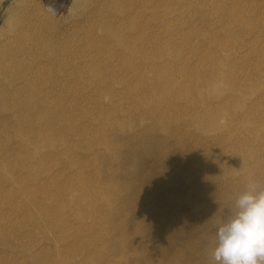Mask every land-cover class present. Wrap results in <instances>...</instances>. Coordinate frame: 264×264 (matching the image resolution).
Segmentation results:
<instances>
[{"label":"rangeland","instance_id":"rangeland-1","mask_svg":"<svg viewBox=\"0 0 264 264\" xmlns=\"http://www.w3.org/2000/svg\"><path fill=\"white\" fill-rule=\"evenodd\" d=\"M113 1L0 0V40L22 30L26 42L40 40L41 70L52 49L68 56L74 72L41 71L42 102L71 114L41 121L47 157L21 167L12 185L0 182L7 186L0 185V264H149L125 247L129 239L114 227L123 218L131 229L152 231L136 237L138 246L165 263L164 239L153 229L172 227V209L184 220L178 231L194 226L187 244L170 239L181 246L175 259L208 264L203 237L213 221L250 179L264 185V0L137 1L133 12L144 17L136 45L147 56L129 73L130 46L107 34L108 24L123 22L111 17L119 13ZM182 87L189 96L178 93ZM79 168L97 188L88 191ZM122 183L133 188L127 206ZM158 209L164 222H148ZM100 231L115 238L100 239Z\"/></svg>","mask_w":264,"mask_h":264},{"label":"bare ground","instance_id":"bare-ground-1","mask_svg":"<svg viewBox=\"0 0 264 264\" xmlns=\"http://www.w3.org/2000/svg\"><path fill=\"white\" fill-rule=\"evenodd\" d=\"M118 1L119 0H117V1L114 0L113 2L115 5H117L116 7L118 8L117 10H119V13H117L111 17H113L114 20H120L123 22L122 23L120 22L121 24L119 23V24H116L115 26H114V24H112V25L108 24L107 25V29H108L107 34H109L108 35L109 38H112L114 41L116 40L119 42V43L115 42L118 46H122L125 44H128L130 46V48L128 49L129 50L128 55H130V54L135 55V56H133L135 60L133 59V61H132L135 63L134 64L129 63V65H128V68H130L132 70H124V72L129 73L130 71L134 72V70L137 69V67H139V65H140L139 62L142 60L137 61V58L140 57V59H142V57L147 56L145 54L147 51L143 50L142 48H140L139 46L136 45L138 43L139 37L143 36L142 34H140L138 26L140 23L139 20L142 19V17H144V15H143V13L139 14L138 11L133 12L134 5H136L137 1H140V0H131V1H128L127 3L122 2V4H120ZM12 28H13V26H12ZM14 28H15V26H14ZM13 30H11L10 33ZM15 31L17 32V30H15ZM21 32H22V30H21ZM21 32H18L16 34L15 38H13V39L10 37H7V38H4L3 40H0V182H3V181L9 182V183H11V185L19 178V176H16V175H18V174L21 175V172H20L21 167L22 168L26 167V168L32 169L34 166L38 165L41 162V157H47V155H48V152L41 153V121H45L46 119L49 118L51 120V122H58L60 119L65 118V116L71 114L68 111H64L62 108H60L59 105L50 106L45 102V100L42 102V99H45V96H44L45 94L43 95V92L41 90V79H42L41 71L44 70L43 65H42L43 69L41 70V50H40L41 49V47H40L41 43L39 42L40 40L36 41L35 39H33V40H35L33 42H31L32 40L30 42H26L29 40L25 39L26 38L25 35H23V37L25 36V38H23L22 35L19 34ZM28 32L26 31L27 34H28ZM126 33H133V35L126 37ZM12 34H13V32H12ZM1 35H3V34H0V36ZM30 35L28 34V38ZM4 37H6V35ZM31 37H32V35H31ZM31 37H30V39H31ZM14 40H17V42H18L16 44L17 46L13 45ZM107 40H109V39H107ZM19 42H20V44H19ZM115 43H113L111 41L109 42V44H111V45H113ZM97 49H98V47H97ZM48 52H49L48 55L50 57H48L49 59L45 62V64L43 63L48 70H52L53 68L56 69L57 71L65 70L62 72V74H65V75H67L69 73H74L73 71H71L72 65H70L67 62L68 56H66V54L62 53L61 50H60L61 54L59 53V51L57 53L56 50L53 51L52 49H49ZM126 54L127 53H125V55L123 57H125ZM155 55H157V57L163 56L162 54H160V55L155 54ZM154 58H156V57H154ZM95 60H97V57L95 58ZM145 60H147V58H145ZM88 63L89 62H87L86 65ZM89 66H90V64H89ZM46 70H44L43 73H45ZM100 72L101 71L98 69L92 70V73L96 76H98V74ZM45 74H48V72ZM43 76H44V74H43ZM56 82L58 83V80H56ZM184 88H187V87H182V89L179 88L178 93L181 92L182 94H186L187 90L182 91ZM45 91H46V89L44 90V92ZM186 95L189 96V94H186ZM57 99H59V97ZM142 99H144V96L142 97ZM83 127H85V125L80 126L79 130L84 129ZM59 130H60L59 128L55 129V128L51 127V131H53V132H56ZM101 141L107 143L108 141H111V138L108 135L107 136L103 135ZM99 150H101V149H99ZM57 152H59V151H57ZM56 153L53 151L50 155H52V154L55 155ZM81 161H83V160H80L79 162H81ZM34 162H36V164ZM70 164H72V162ZM18 171H19V173H18ZM85 171H86L85 169L79 168L76 174H79L81 176L82 183L84 184V186L87 189H89L88 191H91L95 187L97 188L98 185L97 184L95 185L93 180L88 178L87 175H85ZM16 172L18 174H16ZM52 184L53 185L55 184V185H57V187H60V184H58L56 182H52ZM0 185H1V183H0ZM122 185L126 188H129V189H125V192L120 195L121 198L119 197L120 201L123 202V203H121V202L120 203L124 204V206H125L126 204L128 205L129 203H131L130 197L133 194L132 193L133 188L131 187V183L130 184L122 183ZM1 186L7 187L4 184ZM174 189H173V191H174ZM27 196H28V198H26V203L24 204L23 207L24 208L27 207V209H30V206H31L30 198H31V196L29 194H27ZM152 200L154 201V199H152ZM158 200H159V198H158ZM157 201H155V202H157ZM121 204L119 206H122ZM154 204L156 205L158 203H154ZM198 204H200V203H198ZM159 205H160V203L158 204V207H160ZM194 205H196V204H194ZM167 206L169 207L170 205H167ZM162 207H163V205H162ZM168 207H167V209H164V212H166V210L168 211ZM199 207L202 208V206H199ZM204 207L206 208V206H204ZM170 208L171 207H169V209ZM173 208L176 209V207H173ZM177 208L181 209L180 207H177ZM179 209L178 210L176 209V210L179 211ZM172 210L171 211L169 210V211L172 213V215L171 214L170 215L173 216L174 218H172L171 221L168 220V222L170 221L171 223L170 222L169 223L172 224L171 228L168 227L171 230L164 226L165 223L163 224V227H160V229H158L157 226H155V228L153 229L154 233H156L157 235H159L161 237L160 239H164V242H162V240H161L160 246H161L162 250L166 252L165 254L168 255L164 259L165 263L160 262V261H162V259L160 257H158V255H156L155 253H150L149 255H146L143 252V248H145V247L138 246L139 242H137V241H140V240H137L136 237L143 238V236L148 234V232H152L149 230V228H146L145 226H143L142 228L131 229L130 226L126 224L130 221H128V219H125V218H123L124 220L122 219V221L119 220V222L115 221L114 227H116L117 225L121 226L120 229L122 230V232H120V235H121L120 238L125 237L126 240L129 239V241H127V243L125 241V243H124L125 247L127 248L128 246H132L133 248H138L140 252H143V253L139 252V256H138L139 262L149 263V264H172L175 261L177 262V260L175 258L179 257L181 246L176 245V244H172V241L170 242V239L171 238H173V239L177 238L175 240H180L183 243L187 244V242H189L191 239L190 235L187 234V232L193 230V228L190 227L191 225L193 226V224H191L190 226H185L186 229L184 231L183 230L178 231L176 229V225H178L179 227L180 226L184 227V225H183L184 220L182 219V221H179L182 218V217H180V219H179V216L182 214L174 213L175 210L173 212H172ZM114 211H115L114 209L111 210L112 213ZM116 211L113 214L110 213L111 216L112 215L115 216ZM170 212H168V213H170ZM138 214L141 216L142 215L146 216V213H144V212H142L141 214L140 213H138ZM147 216H149V215H147ZM125 217H127V216H125ZM128 217H130V216H128ZM30 218H31V221L32 220L35 221V219H33L34 217H30ZM113 219H115V218H113ZM147 220H148V222H151V221L152 222L156 221L159 223L164 222V218L162 217L161 211H159V209L157 210L155 215L152 214L151 216L147 217ZM174 221L176 223H174ZM170 224H169V226H170ZM100 232L98 233L99 236L97 234L98 238H100V237L102 238V236H105V235L106 236L108 235L109 238L114 237V235L111 234L110 232H106V231H102L101 233ZM148 239L149 238H147L146 240H148ZM144 240L145 239H143V241ZM104 241H105V239H104ZM168 251H171V253H169ZM199 255L202 256V254H199ZM204 255H206V254H204ZM34 260H35L34 264H41L40 260H36V259H34ZM202 260H204V259H202ZM184 262H185V264H187L186 261H184ZM187 262H189V261H187ZM177 264H184V263H181V262L178 263L177 262Z\"/></svg>","mask_w":264,"mask_h":264},{"label":"clouds","instance_id":"clouds-1","mask_svg":"<svg viewBox=\"0 0 264 264\" xmlns=\"http://www.w3.org/2000/svg\"><path fill=\"white\" fill-rule=\"evenodd\" d=\"M203 239L208 264H264V185L250 179Z\"/></svg>","mask_w":264,"mask_h":264}]
</instances>
